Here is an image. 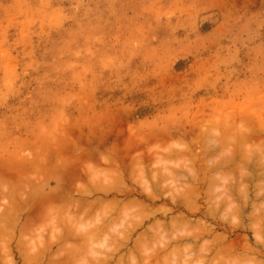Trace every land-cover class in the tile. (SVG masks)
<instances>
[{
	"label": "rangeland",
	"instance_id": "1",
	"mask_svg": "<svg viewBox=\"0 0 264 264\" xmlns=\"http://www.w3.org/2000/svg\"><path fill=\"white\" fill-rule=\"evenodd\" d=\"M247 114L256 120L247 119L251 127L264 125V118L256 119L264 117V0H0V264H74L101 224L108 232L126 215L137 226L128 230L113 264L157 226L166 235L213 229L214 236L199 242L222 236L237 250L253 243L248 228L221 219L226 201L216 202V189L226 188L245 205V222L261 214L264 201L256 193L264 187V128L255 125L263 132L257 130L260 138L252 132L260 140L248 135L255 138L249 143L242 134L252 131L242 123ZM240 134L244 146L236 142ZM239 162L237 171L233 164ZM112 163L120 171L107 168ZM44 196L50 199L46 208ZM97 219L100 227H86ZM66 226L76 228L69 231L76 241L59 237ZM181 238L168 251L194 239Z\"/></svg>",
	"mask_w": 264,
	"mask_h": 264
},
{
	"label": "clouds",
	"instance_id": "2",
	"mask_svg": "<svg viewBox=\"0 0 264 264\" xmlns=\"http://www.w3.org/2000/svg\"><path fill=\"white\" fill-rule=\"evenodd\" d=\"M168 184L177 194L182 191L173 180H169ZM243 191L241 188L242 194ZM216 193V202L226 201L221 219L228 221L234 228L241 226L248 228L253 233V243L246 244L239 250L220 247L213 238L204 239L200 243V237L197 235L199 230L173 231L166 235L163 229L157 226L151 229L150 235L138 241L136 251L128 254L126 258L116 260L115 264H264V203L260 205V216L245 222V205L234 202L226 188H217ZM256 195L264 201V187H261ZM140 219V216L132 217L133 221ZM128 220L129 217L126 215L117 227L108 232L92 235L88 247L74 264H113V254L119 250L120 242L127 240L128 230L133 227V223H129ZM96 224H99V219L89 222L86 227L94 228ZM81 227L83 230L84 226ZM181 236H191L194 239L182 247H172L168 251L170 242ZM257 252L261 253L259 257L256 255ZM158 254L159 258H156Z\"/></svg>",
	"mask_w": 264,
	"mask_h": 264
},
{
	"label": "bare ground",
	"instance_id": "3",
	"mask_svg": "<svg viewBox=\"0 0 264 264\" xmlns=\"http://www.w3.org/2000/svg\"><path fill=\"white\" fill-rule=\"evenodd\" d=\"M248 112H251V110L248 111ZM244 114H245V113H244ZM244 116H245V115H244ZM244 116H243V118H245ZM249 116H250V114H249ZM256 116H257V115H256ZM258 117H259V118H258ZM258 117H257V118L255 117L258 121L261 120L262 118H264V117H262V116H258ZM260 117H261V118H260ZM235 118H236V117H235ZM235 118L233 117L232 120H234ZM247 119L252 120L254 123H255V121H256L255 119H254V120H255V121H254L253 118L250 119V117H248V114L246 115V118H245L246 121H245V122H242V123H243V125H246V124H247V125L245 126V128H247V129L252 128V129H251L252 131L250 132V134L242 133V134H244V135H247L246 137H248V135L252 136V135H253L252 132H253V133H254V131L257 132V130H258L259 128H261V127L264 128V125L261 124V121H259V124H258V123H257V125L254 124V126L256 125L257 128H258V126H259V128H258L257 130L253 129V127H254V126H253V122L251 121V122H252V126H253V127H251V126L248 124L249 122H247ZM240 120H241V119H239V121H240ZM229 121H231V120H229ZM235 121H236V120H235ZM235 121H234V122H235ZM242 121H243V120H242ZM258 121H257V122H258ZM232 122H233V121H232ZM245 123H246V124H245ZM262 123H264V119H263ZM260 124L263 125V126H261ZM243 125H241V124H240V125L238 124V126L236 125V126H237V129L240 131V133L243 132L244 130H246V129L243 127ZM236 126H235V127H236ZM256 126H255L254 128H256ZM239 127H240V129H239ZM242 128H244V129H242ZM241 129H242V131H241ZM238 130H236V133L238 132ZM246 131H247V130H246ZM246 131H244V132H246ZM258 131H259V130H258ZM248 132H249V131H248ZM259 132H263V131L260 130ZM259 132H257L256 135L259 136V135H260ZM238 133H239V132H238ZM246 133H247V132H246ZM251 134H252V135H251ZM256 135H253V136H255V138H257L256 140H258V139L260 138V136H259V138H258V136H256ZM240 136H242V135H241V134H240L239 136L237 135V137H236V138H237V139H236L237 141H236V142H237L238 144H239V143L241 144L240 141L244 140V143H246L247 141L245 142V139H243V137H242V140H240ZM250 136H249L248 138H246V139L248 140V139L250 138ZM238 137H239V142H238ZM251 138H252V137H251ZM251 138H250V139H251ZM255 138H252V139L255 140ZM250 139H249V143H251V141H252V140H250ZM263 139H264V138H263ZM231 140H232V138H231ZM259 140H260V139H259ZM261 140H262V138H261ZM242 142H243V141H242ZM262 142H264V141L262 140ZM237 143H236V144H237ZM244 143H243V144H244ZM247 143H248V142H247ZM253 143H254V141L252 142V144H253ZM256 143H259V141L255 142V144H256ZM238 144H237V145H238ZM260 144H261V143H260ZM237 145H234V146H237ZM241 145H242V144H241ZM241 145H240V146L238 145V147H240V149H242V146H244V145H242V146H241ZM257 145H258V144H257ZM136 146H137V145L135 144V145H134V148H135ZM139 146H140V144H139ZM263 146H264V145H263ZM131 147H132V146H131ZM137 147H138V146H137ZM137 147H136V148H137ZM238 147H236V148L238 149ZM126 148H127V147H126ZM126 148H125L124 152L127 151V150H130V149H131V148H130V149H127V150H126ZM128 148H129V147H128ZM232 148H233V147H232ZM132 149H133V147H132ZM226 149H227V148H226ZM245 149H246V147H245ZM137 150H139V149H137ZM228 150H229V148H228ZM228 150H227V152H230V151H228ZM234 150H235V149H234ZM130 151H131V150H130ZM236 151H237V150H236ZM243 151H244V150H243ZM247 151H248V150H247ZM251 151H252V149H251ZM65 152H66V150H65ZM133 152H138V151H136V149H134ZM176 152H177V151H176ZM239 152H240V151H239ZM241 152H242V151H241ZM241 152H240V153H241ZM263 152H264V151H263ZM67 153H68V151H67ZM67 153H66V154H67ZM73 153H74V152H73ZM73 153H72V154H73ZM131 153H132V152H131ZM131 153H130V154H131ZM143 153L146 154L145 152H143ZM143 153H142V155H144ZM160 153H161V152H160ZM236 153H237V152H236ZM243 153H244V152H243ZM243 153H241V154H242L241 158L243 157ZM250 153H253V152H250ZM258 153H259V152H258ZM64 154H65V153H64ZM87 154H88V153H87ZM161 154H162V153H161ZM234 154H235V153H234ZM234 154H232V156H233ZM237 154H238V153H237ZM67 155H69V154H67ZM70 155H71V153H70ZM137 155H138V154H137ZM142 155H141V156H142ZM247 155H248V154H247ZM72 156H73V155H72ZM74 156H75V155H74ZM132 156H133V154H132ZM132 156H131L130 158H132ZM157 156H158V155H157ZM228 156H229V155H228ZM234 156H236V154H235ZM237 156H238V155H237ZM244 156H245V154H244ZM70 157H71V156H70ZM133 157H134V156H133ZM143 157L145 158V155H144ZM147 157H149V156H147ZM150 158H151V156H150ZM243 158H244V157H243ZM243 158H242V159H243ZM146 159H148V158H145V160H146ZM229 159L231 160L232 157L229 158ZM245 159H246V158H244V160H245ZM257 159H258V158H257ZM263 159H264V158H263ZM142 160H143V159H142ZM187 160H188V159H187ZM239 160H241V159H239ZM244 160H243V161H244ZM254 160H255V158H254ZM259 160H260V159H259ZM64 161H65V160H64ZM108 161H109V160H108ZM130 161H131V160H130ZM213 161H214V159H213ZM223 161H224V158H223ZM241 161H242V160H241ZM241 161H240V162H241ZM143 162H144V161H143ZM240 162L237 163L238 166H237V165H234V164H235V163H234L233 166H236V167H234V168H237V167L239 168V164H240ZM244 162H245V161H244ZM244 162H243V163H244ZM251 162H253V161H251ZM64 163H65V162H64ZM109 163H110V162H109ZM146 163H147V162H146ZM218 163H220V161H219ZM241 163H242V162H241ZM31 164H32V163H30V165H31ZM65 164H67V163H65ZM68 164H70V163H68ZM112 164H113V163H112ZM112 164H111V165H112ZM142 164H143V163H142ZM144 164H145V163H144ZM247 164H248V163H247ZM53 165H54V164H53ZM126 165H127V164H126ZM126 165H125V166H126ZM132 165H133V164H132ZM140 165H141V164H140ZM202 165H203V164H202ZM202 165H200V166H202ZM230 165H231V164H230ZM241 165H242V164H241ZM245 165H246V164H245ZM248 165H249V164H248ZM252 165H253V164H252ZM72 166H73V165H72ZM72 166H71V167H72ZM118 166H119V165H118ZM128 166H129V165H128ZM209 166H210V165H209ZM214 166H215V165H214ZM224 166H226V165L224 164ZM228 166H229V165H228ZM49 167H50V165H49ZM110 167H114V168H115V165L113 164V166H109V167H107V168H110ZM119 167H120V166H119ZM139 167H140V166H139ZM181 167H182V166H181ZM183 167H184V166H183ZM242 167H244V166H242ZM242 167H241V168H242ZM245 167H246V166H245ZM31 168H32V167H31ZM41 168H42V167H41ZM41 168H40V169H41ZM43 168H44V167H43ZM43 168H42V169H43ZM45 168H46V167H45ZM63 168H64V167H63ZM63 168H61V173H62V171H63V170H62ZM65 168H66V167H65ZM96 168H97V167H96ZM103 168H104V167H103ZM105 168H106V167H105ZM116 168L119 170L118 167H116ZM116 168H115V169H116ZM192 168H193V167H192ZM199 168H200V167H199ZM210 168H211V167H210ZM234 168H232V169H234ZM238 168L235 169V170L238 171ZM246 168H247V167H246ZM246 168H245V170H246ZM50 169H51V168H50ZM50 169H49V170H50ZM71 169H72V168H71ZM71 169L69 168L68 170H71ZM110 169H111V168H110ZM110 169H109V170H110ZM120 169H121V168H120ZM130 169H131V167H130ZM139 169H140V168H139ZM146 169H147V168H146ZM216 169H217V168H216ZM243 169H244V168H243ZM243 169H242V170H243ZM23 170L25 171V169H23ZM31 170H32V169H31ZM31 170H30V171H31ZM44 170H45V169H44ZM46 170H48V169H46ZM49 170H48V171H49ZM57 170H59V169H57ZM64 170H65V169H64ZM74 170H75V169H74ZM74 170H73V171H74ZM194 170H195V169H194ZM204 170H205V169H204ZM209 170H210V169H209ZM211 170H212V169H211ZM213 170H214V169H213ZM224 170H225V169H224ZM21 171H22V170H21ZM21 171H20V173H21ZM26 171H27V170H26ZM26 171H25L24 173H26ZM48 171H47V172H48ZM54 171H55V170H54ZM71 171H72V170H71ZM76 171H77V169H76L74 172H76ZM103 171H104V170H103ZM119 171H120V170H119ZM175 171H176V170H175ZM201 171H202V170H201ZM228 171H229V170H228ZM239 171L241 172V170H239ZM247 171H248V170H247ZM36 172H37V171H36ZM67 172H68V171H67ZM77 172H78V171H77ZM90 172H91V171H90ZM136 172H137V171H136ZM141 172H142V171H141ZM145 172H146V171H145ZM149 172H150V171H149ZM165 172H166V171H165ZM204 172H205V171H204ZM57 173H58V172H57ZM70 173H71V172H70ZM146 173H147V172H146ZM221 173H223V172H221ZM15 174H16V173H15ZM18 174H19V173H18ZM55 174H56V172H55ZM55 174L53 173L54 176L57 175V174H56V175H55ZM67 174H68V173H67ZM73 174H75V173H73ZM118 174H119V173H118ZM118 174H117V175H118ZM124 174H125V173H124ZM127 174H128V172H127ZM136 174H137V173H136ZM150 174H151V172H150ZM244 174H245V173H244ZM244 174H242V175H244ZM261 174H262V173H261ZM16 175H17V174H16ZM58 175H59V174H58ZM146 175H147V174H146ZM166 175H167V174H166ZM181 175H182V174H181ZM245 175H247V174H245ZM73 176H74V175H73ZM80 176H81V175H80ZM108 176H110V175H108ZM120 176H121V175H120ZM195 176H196V174H195ZM238 176H239V174H238ZM263 176H264V175H263ZM9 177H11V176H9ZM112 177H113V175H112ZM149 177H150V176H149ZM164 177H166V176H164ZM188 177H189V176H188ZM243 177H244V176H243ZM7 178H8V177H7ZM12 178H13V176H12ZM12 178H11V179H12ZM57 178H58V177H57ZM70 178H71V177H70ZM75 178H76V175H75ZM78 178H79V177H78ZM123 178H124V177H122V179H123ZM157 178H158V177H156V180H157ZM204 178H205V176H204ZM11 179L9 178V180H11ZM96 179H97V178H96ZM146 179H147V178H146ZM196 179H197V178H196ZM224 179H225V178H224ZM21 180H22V179H21ZM66 180H68V179H66ZM97 180H98V179H97ZM97 180H96V181H97ZM118 180H120V179H118ZM215 180H216V179H215ZM12 181H13V180H12ZM104 181H105V178H104ZM136 181H137V179H136ZM163 181H164V180H163ZM163 181H162V182H163ZM194 181H195V180H194ZM216 181H217V180H216ZM221 181H222V180H221ZM19 182H20V181H19ZM213 182H214V181H213ZM2 183H3V182H2ZM106 183H107V182H106ZM124 183H125V182H124ZM124 183H122V184H124ZM135 183H137V182H135ZM156 183H157V182H155V184H156ZM196 183H197V182H196ZM215 183H216V182H215ZM4 184H5V183H4ZM61 184H62V183H59L58 186L61 185ZM66 184H67V183H66ZM89 184H90V183H89ZM202 184H203V183H202ZM210 184H212V183L210 182ZM210 184H209V185H210ZM129 185H130V184H129ZM151 185H152V184H151ZM159 185H160V183H159ZM34 186H36V185H34ZM37 186H38V185H37ZM62 186H63V184H62L60 187H62ZM82 186H83V185H82ZM86 186H87V185H86ZM95 186H97V185L95 184ZM113 186H114V185H113ZM137 186H138V185H137ZM146 186H147V185H146ZM179 186H180V185H179ZM207 186H208V184H207ZM10 187H11V186H10ZM29 187H30V186H29ZM60 187H59V188H60ZM64 187H65V185H64ZM66 187H68V184H67ZM102 187H103V186H102ZM111 187H112V186H111ZM115 187H116V186H115ZM131 187H132V186H131ZM133 187H134V186H133ZM138 187H139V186H138ZM151 187H152V186H151ZM155 187H156V186H155ZM190 187H191V186H190ZM20 188H21V187H20ZM30 188H31V187H30ZM30 188H29V192H30ZM71 188H73V187H71ZM74 188H75V187H74ZM87 188H88V186H87ZM96 188H97V187H96ZM108 188H110V187H108ZM113 188H114V187H113ZM123 188H124V187H123ZM126 188H127V187H126ZM129 188H130V187H129ZM159 188H160V187H159ZM183 188H184V187H183ZM191 188H192V187H191ZM55 189H56V188H55ZM55 189H54V190H55ZM90 189H92V188H90ZM93 189H94V188H93ZM130 189H131V191H132V189H134V188H130ZM136 189H137V188H136ZM136 189H135V190H136ZM184 189H185V188H184ZM192 189H193V188H192ZM207 189H208V187H207ZM11 190H13V189H11ZM14 190H15V189H14ZM54 190H52V191L54 192ZM79 190H80V189H79ZM82 190H83V189H82ZM86 190H87V189H86ZM108 190L111 192V189H107V190H106L107 192H106V191H105V192H106V193H110ZM116 190H118V189H116ZM116 190H114V191H116ZM140 190H142V189H140ZM159 190H160V189H159ZM159 190H158V191H159ZM195 190H196V189H195ZM17 191H18V190H17ZM65 191H66V189H65ZM69 191H70V190H69ZM114 191H113V192H114ZM122 191H123V190H121V192H122ZM125 191H126V189H125ZM142 191H143V190H142ZM154 191H155V190H154ZM185 191H186V189H185ZM196 191L198 192V190H196ZM196 191H195V192H196ZM31 192H32V191H31ZM56 192H58V189H57V191H55V193H56ZM84 192H85V191H84ZM87 192H89V191H87ZM97 192H98V191H97ZM116 192H118V191H116ZM129 192H130V191H129ZM132 192H133V191H132ZM210 192H211V191H210ZM55 193H54V194H55ZM58 193H60V190H59ZM58 193H57V195H58ZM68 193H69V192H68ZM91 193H92V192H91ZM118 193H119V192H118ZM124 193H125V192H124ZM130 193H131V192H130ZM130 193H129V194H130ZM141 193H143V192H141ZM189 193H190V192H189ZM198 193H199V192H198ZM198 193H197V195H198ZM39 194H41V193H39ZM49 194H50V193H49ZM54 194H52V196H53ZM71 194H72V193H71ZM71 194H70V195H71ZM84 194H85V193H84ZM87 194H88V193H87ZM119 194H120V193H119ZM129 194H128V195H129ZM155 194H156V193H154V195H155ZM158 194H159V193H158ZM184 194H185V193H184ZM187 194H188V192H187ZM13 195H15V194H13ZM43 195H44V194H43ZM55 195H56V194H55ZM60 195H61V194H60ZM60 195L58 196L59 198H56L57 200L61 198ZM70 195H69V196H70ZM125 195H126V194H125ZM216 195H217V194H216ZM34 196H35V194H34ZM47 196H50V195H48V193H47ZM61 196H62V195H61ZM106 196H107V195H106ZM180 196H181V194H180ZM10 197H11V196H10ZM12 197H13V196H12ZM36 197H38V196H35V198H36ZM42 197H43V196H42ZM44 197H46V196H44ZM50 197H51V196H50ZM65 197H67V196L65 195ZM70 197H71V196H70ZM100 197H101V196H100ZM132 197H133V196H132ZM155 197H156V195H155ZM195 197H196V196H195ZM212 197H213V196H212ZM212 197H209V198H212ZM28 198H29V197H28ZM47 198L49 199V197H46L45 199H42V198H41V199L43 200V201H42V200H41V201L44 202V203H43L44 205L41 203V201H40V203H41L43 206H45V204H46V206H48L47 203L50 204V201L48 202V201H47V200H48ZM97 198H98V197H97ZM128 198H129V197H128ZM148 198H149V197H148ZM179 198H181V197H178V199H179ZM46 199H47V200H46ZM53 199H54V198H53ZM53 199H52V200H53ZM64 199H65V198H64ZM101 199H102V198H101ZM110 199H111V198H110ZM135 199H136V198H135ZM137 199H138V198H137ZM149 199H151V198H149ZM31 200H32V197H31ZM31 200H30V201H31ZM44 200H46V203H45ZM49 200H50V199H49ZM62 200H63V197H62ZM62 200H61V201H62ZM67 200H68V199H67ZM67 200H65V202H66ZM98 200H99V199H98ZM98 200H97V201H98ZM106 200H107V199H106ZM157 200H158V199H156V201H157ZM14 201L16 202L17 200L14 199ZM24 201H25V200H24ZM27 201H28V199H27ZM54 201H55V200H54ZM68 201H69V200H68ZM80 201H82V200L80 199ZM88 201H89V200H88ZM112 201H113V200H112ZM117 201H118V200H116V203L111 202L112 205H113V203H114V205H115V204H118ZM134 201L138 202L137 200H134ZM177 201H178V200H177ZM177 201H176V203H177ZM223 201H224V200H223ZM25 202H26V201H25ZM32 202H33V200H32ZM34 202H36V201H34ZM38 202H39V201H38ZM83 202H84V201H83ZM89 202H92V201H89ZM89 202H88V204H89ZM98 202H100V204H98L99 206H104V203H103V205H101V202H102V201H98ZM126 202H127V201H125L124 203H126ZM130 202H131V201H130ZM130 202H128V203L130 204ZM132 202H133V201H132ZM132 202H131V204H130L131 207H132V204H133ZM136 202H135V203H136ZM139 202H140V201H139ZM174 202H175V200H174ZM208 202H209V201H208ZM221 202H222V201H221ZM19 203H20V202H19ZM26 203H28V202H26ZM51 203L53 204L54 202H51ZM73 203H75V202H73ZM81 203H82V202L79 203L80 206H81ZM95 203H96V202H95ZM109 203H110V202H109ZM128 203H126V204L128 205V208H129L130 205H129ZM141 203H142V201H141ZM143 203H144V202H143ZM143 203H142V204H143ZM182 203H183V202H182ZM15 204H16V203H15ZM22 204H23V203H22ZM22 204H21V207H22ZM24 204H25V203H24ZM41 204H40V205H41ZM52 204H51V206H52ZM85 204H86V203H84V205H85ZM90 204H91V203H90ZM93 204H94V203H93ZM96 204H97V203H96ZM16 205H17V206H16ZM16 205H14V207H13V205H12L13 210H14V208L18 207V202H17ZM19 205H20V204H19ZM42 205H41V206H42ZM72 205H74V204H72ZM82 205H83V204H82ZM86 205H87V204H86ZM94 205H95V204H94ZM98 205H97V206H98ZM105 205H106V204H105ZM118 205H120V204H118ZM127 205H123V206L126 207ZM143 205H145V204H143ZM208 205H212V204H208ZM222 205H223V202H222ZM8 206H9V205H8ZM15 206H16V207H15ZM35 206H36V205H35ZM46 206H45V208H46ZM78 206H79V205H78ZM97 206H96V207H97ZM99 206H98V207H99ZM115 206H116V205H115ZM133 206H135V205H133ZM138 206H139V205H138ZM224 206H225V205H224ZM71 207L73 208L74 206H71ZM84 207H85V206H84ZM84 207L82 206L81 208H84ZM90 207H94V206L92 205V206H90ZM109 207H110V206H109ZM112 207H113V206H112ZM10 208H11V207H10ZM33 208H34V207H33ZM33 208H32V209H33ZM81 208H78V211H79V209H81ZM132 208H133V207H132ZM175 208H176V207H175ZM7 209L9 210V208H7ZM19 209H21V208H19ZM19 209H17V210H19ZM42 209H43V207H42ZM42 209H41V210H42ZM85 209H86V208H85ZM91 209H93V208H91ZM94 209H98V208H94ZM123 209H124V208H123ZM138 209H140V208H138ZM150 209H151V208H150ZM150 209H149V210H150ZM172 209H173V208H172ZM208 209H209V208H208ZM41 210H40V211H41ZM61 210H62V209H61ZM76 210H77V209H76ZM99 210H100V209H99ZM101 210H102V209H101ZM112 210H113V208H112ZM115 210H116V209H115ZM216 210H217V209H216ZM4 211H6V210L4 209ZM4 211H3V212H4ZM14 211H15V210H14ZM42 211H44V210H42ZM78 211H77V212H78ZM88 211H89V210H88ZM90 211H91V210H90ZM125 211H126V209H125ZM147 211H148V210H147ZM207 211H208V210H207ZM211 211H212V210H211ZM8 212H10V210H9ZM31 212H32V211H31ZM62 212H63V211H62ZM73 212H75V211H73ZM73 212H70V214H68V215H71V213L73 214ZM77 212H76V213H77ZM137 212H138V211H137ZM143 212H144V211H143ZM145 212H146V210H145ZM152 212H153V211H152ZM10 213H11V212H10ZM12 213H13V212H12ZM38 213H39V212H38ZM43 213H44V212H43ZM56 213H57V212H56ZM79 213H80V211L78 212V214H79ZM108 213H109V212H108ZM135 213H136V212H135ZM192 213H193V211H192ZM13 214H14V213H13ZM13 214H12V215L10 214V215H11V217L14 218L15 215H13ZM19 214H20V213H19ZM78 214H75V218H76V220H77V215H78ZM86 214H87V213H86ZM100 214H102V213H100ZM6 215L8 216V214H6ZM6 215H5V216H6ZM41 215H42V217H43V214H41ZM44 215H45V214H44ZM61 215H62V214H61ZM88 215H90V214L88 213L87 215H84V216H87V218H88ZM93 215H94V214H93ZM133 215H134V213H133ZM140 215H141V214H140ZM155 215H156V214H155ZM164 215H165V214H164ZM28 216H29V215H28ZM49 216H50V215H49ZM58 216H60V215H58ZM115 216H116V215H115ZM127 216H128V215H127ZM141 216H142V215H141ZM11 217H10L9 219H12ZM42 217L40 216V218H42ZM68 217H69V216H68ZM68 217H67V215H66V218H67V219H69ZM72 217H74V216H72ZM72 217H71V219H72ZM92 217H94V216H92ZM96 217H97V216H96ZM108 217H109V216H108ZM113 217H114V216H113ZM120 217H121V216H120ZM166 217H167V216H166ZM16 218H17V217H16ZM26 218H27V216H26ZM26 218H25V219H26ZM56 218H57V217H56ZM66 218H65V219H66ZM85 218H86V217H85ZM85 218H84V219H85ZM87 218H86V219H87ZM94 218H95V217H94ZM104 218H105V217H104ZM146 218H148V217H146ZM146 218H145V219H146ZM178 218H179V217H178ZM2 219H3V220L5 219L4 216H3ZM2 219H1V220H2ZM9 219H8V220H9ZM19 219H20V218H18V221H19ZM30 219H33V218L30 217ZM30 219H29V220H30ZM37 219H38V218H37ZM37 219H36V220H37ZM42 219H44V217H43ZM65 219H64V220H65ZM86 219H85V220H86ZM88 219H89V218H88ZM105 219H107V218H105ZM148 219H149V218H148ZM148 219H147V220H148ZM176 219H177V218H176ZM189 219H190V218H189ZM189 219H188V220H189ZM3 220H2V221H3ZM6 220H7V219H6ZM6 220H5V221H6ZM14 220H16V219H14ZM29 220H28V221H29ZM44 220H46V219H44ZM79 220H80V219H79ZM82 220H83V219H82ZM82 220H81V221H82ZM85 220H84V221H85ZM102 220H104V219H101V222L103 223L105 220H104V221H102ZM109 220H110V219H109ZM113 220H114V218H113ZM118 220H119V219H118ZM143 220H144V219H143ZM199 220H200V219H199ZM12 221H13V219H12ZM25 221H27V220H25ZM32 221H33V220H32ZM42 221H43V220H40V222H42ZM46 221H47V220H46ZM55 221H56V220H55ZM72 221H73V223H74V220H73V219H72ZM131 221H132V220H131ZM170 221H171V220H170ZM192 221H193V220H192ZM194 221H195V220H194ZM63 222L65 223V221H63ZM69 222H70V221H69ZM75 222H76V221H75ZM77 222H78V220H77ZM105 222H106V221H105ZM116 222H117V220H116ZM157 222H158V221H157ZM179 222H180V221H179ZM202 222H203V221H202ZM7 223H8V222H7ZM7 223H5V226H7V227H8V225L11 226V221H10V223H8V225H6ZM17 223H18V222H17ZM23 223H25V222H23ZM23 223H22V224H23ZM26 223H27V222H26ZM26 223L24 224L25 226H27ZM32 223H35V219H34V222H32ZM57 223H58V222H57ZM155 223H156V222H155ZM162 223H163V222H162ZM192 223H193V222H192ZM13 224H14V223H13ZM105 224H107V223H105ZM105 224H101V225H102V226L104 225V227H105V226H106ZM134 224H135V223H133V227H134ZM165 224H167V223H165ZM204 224H206V223L204 222ZM16 225H17V224H16ZM56 225H58V224H56ZM66 225H67V224H66ZM69 225H70V224H69ZM69 225H67V226H69ZM71 225H72V224H71ZM135 225H136V224H135ZM0 226H4V224H3V225L0 224ZM22 226H23V225H22ZM22 226H20V227L22 228ZM59 226H60V225H59ZM67 226H66V232H65V235H64V234H63V236L60 235V234H62L63 232H61V233L57 232V234L59 233L58 235H60L59 237H64V236H65V237H69V236L72 237V236H71V235H72L71 233H74V230H75L77 227L74 225L76 228L71 230V226H70V227H67ZM102 226H101V228H98L99 230H98V232H96V233H99L100 230H104V232H105V228H106V227L103 228ZM136 226H137V225H136ZM168 226H169V225H168ZM168 226H167V227H168ZM175 226H177V225H175ZM199 226H200V225H199ZM202 226H203V225H202ZM207 226H208V225H207ZM7 227H6V228H7ZM14 227H15V226H14ZM97 227H100V224H98ZM141 227H142V226H141ZM164 227H165V225H164ZM180 227H181V226H180ZM180 227H179V228H180ZM2 228H3V227H2ZM8 228H9V227H8ZM8 228H7V229H8ZM69 228H70V229H69ZM102 228H103V229H102ZM135 228H136V227H135ZM153 228H154V227H153ZM162 228H163V227H162ZM10 229H11V228H10ZM10 229H9V230H10ZM23 229H24V226H23ZM49 229H50V228H49ZM61 229H62V228H61ZM180 229H181V228H180ZM4 230H6V229H4ZM63 230H64V228H63ZM67 230H68V232H67ZM93 230H94V229H93ZM96 230H97V228H96ZM96 230H95V231H96ZM129 230L131 231V229H129ZM163 230H164V228H163ZM199 230H200V232L198 231L199 233H198L197 235H198L200 238H202L203 236L206 237V235H207V237H208L209 235H211V232L213 231V229H212V231H211V229H208V228H205V227H203L202 229H201V227H200ZM0 231H1L0 234L2 235V234L4 233V231L1 230V229H0ZM29 231H30V230H29ZM69 231H70V234H71V235H69ZM106 231H107V229H106ZM121 231H123V230H121ZM133 231H134V229H133ZM145 231H146V230H145ZM167 231H168V230H167ZM8 232H9V231H8ZM8 232H7V233H8ZM46 232H47V231H46ZM93 232H94V231H93ZM101 232H103V231H101ZM131 232H132V231H131ZM20 233H22V235H23L24 232H20ZM66 233H68V234L66 235ZM83 233H84V232H83ZM91 233H92V232H91ZM128 233H129V232H128ZM48 234H49V233H48ZM57 234L54 235V236H56L57 238H59V237L57 236ZM80 234H81V230H80ZM86 234H87V233H86ZM147 234H148V233H147ZM167 234H168V233H167ZM213 234H214V233L212 232V235H213ZM1 235H0V236H1ZM7 235H8V234H7ZM44 235H45V234H44ZM44 235H43V236H44ZM76 235H77V233H76ZM81 235H82V234H81ZM81 235L78 234V236H80V237H81ZM128 235H130V234H128ZM216 235H217V234H216ZM4 236H5V234H4ZM46 236H47V235H46ZM73 236H75V235H73ZM140 236H141V235H140ZM213 236H214V235H213ZM41 237H42V236H41ZM56 237H55V238H56ZM65 237H64L63 239H65ZM70 237L67 238V239L70 240V239H71ZM84 237H85V236H84ZM87 237H88V236H87ZM129 237L131 238V236H129ZM138 237H139V235H138ZM8 238H9V237H8ZM43 238H44V237H43ZM78 238H79V237H78ZM81 238H83V235H82ZM180 238H181V237H180ZM183 238H184V236H183ZM183 238H181V239H183ZM186 238L188 239V237H186ZM214 238H215V237H213V239H214ZM32 239H33V238H32ZM67 239H66V240H67ZM76 239H77V237H76ZM79 239H80V238H79ZM79 239H77V240H79ZM83 239H84V238H83ZM86 239H87V238H86ZM88 239H89V238H88ZM177 239H178V238H177ZM184 239H185V238H184ZM207 239H208V238H207ZM0 240H1V239H0ZM56 240H57V239H56ZM58 240H59V239H58ZM60 240H61V239H60ZM69 240H67V241H69ZM72 240H73V239H71L69 242H71ZM74 240H75V239H74ZM74 240H73V241H74ZM215 240L217 241V244H218V246H220V247H231V248L236 249L235 244H232L234 241H233V242L231 241L232 243H225V242H226V237H222V236L218 237V236H217V237L215 238ZM75 241H76V240H75ZM135 241H136V240H135ZM199 241H200V240H199ZM235 241H236V240H235ZM59 242H61V241H59ZM79 242H80V241H79ZM79 242H78V243H79ZM81 242H82V239H81ZM81 242H80V243H81ZM174 242H175V241H174ZM177 242H178V241H177ZM180 242H181V241H180ZM190 242H191V241H190ZM237 242H238V241H237ZM35 243H36V242H35ZM63 243H64V242H63ZM83 243H84V242H83ZM120 243H122V241H121ZM123 243H124V242H123ZM126 243H128V242L126 241ZM133 243H134V241H133ZM135 243H136V242H135ZM178 243H179V242H178ZM181 243H182V242H181ZM181 243H180V245H181ZM234 243H236V242H234ZM238 243H239V242H238ZM238 243H237V245H238ZM24 244H25V243H24ZM44 244H45V243H44ZM74 244H75V243H74ZM81 244H82V243H81ZM81 244L79 245V244L76 243L75 245H77V246H81ZM85 244H86V242H85ZM85 244H83V245H85ZM87 244H88V243H87ZM128 244H129V243H128ZM183 244H184V243H183ZM0 245H1V244H0ZM28 245H29V244H28ZM45 245H46V244H45ZM48 245H49V244H48ZM65 245H66V242H65ZM70 245H71V244H70ZM83 245H82V246H83ZM120 245H122V244H120ZM123 245H124V244H123ZM245 245H246V244H245ZM245 245H244V246H245ZM18 246H19V245H18ZM239 246H240V245H239ZM242 246H243V244H242ZM242 246H241V247H242ZM6 247H7V246H6ZM8 247H9V246H8ZM21 247H23V246H21ZM36 247H37V246H36ZM40 247H41V246H40ZM72 247H73V246H72ZM74 247H75V249H77L76 246H74ZM83 247H84V246H83ZM179 247H180V246H179ZM241 247H239V248H241ZM33 248H34V247H33ZM60 248H61V247H60ZM78 248H81V247H78ZM85 248H86V247H85ZM85 248H84V249H85ZM136 248H137V247H136ZM136 248H134V249H136ZM170 248H171V247H170ZM237 248H238V247H237ZM1 249H2V248H1ZM5 249H7V248H5ZM19 249H21V248H19ZM37 249H40V248H37ZM46 249H47V248H46ZM69 249H70V248H69ZM81 249H83V248H81ZM81 249H80V250H81ZM21 250H22V249H21ZM27 250H28V249H27ZM47 250H48V249H47ZM65 250H66V248H65ZM71 250H72V249H71ZM38 252H40V250H39ZM49 252H50V251H49ZM67 252H68V251H67ZM69 252H70V251H69ZM82 252H83V251H82ZM10 253H11V252H9V254H10ZM40 253H41V252H40ZM129 253H130V252H129ZM132 253H133V252H132ZM257 253H258V252H257ZM41 254H42V253H41ZM66 254H67V253H66ZM66 254H65V255L63 254V255L66 256ZM72 254H73V252H72ZM10 255H11V254H10ZM10 255H9V256H10ZM33 255H34V254H33ZM68 255H69V257H70L71 254L69 253ZM73 255H74V254H73ZM127 255H128V254H127ZM158 255H159V254H158ZM34 256H35V255H34ZM36 256H37V255H36ZM64 256H63V258H64ZM74 256H75V255H74ZM11 257H12V256H11ZM28 257H29V256H28ZM42 257H43V255H42ZM71 257H73V256L71 255ZM71 257H70V258H71ZM75 257H76V256H75ZM35 258H37V257H35ZM40 258H41V257H40ZM51 258H52V257H51ZM73 258H74V257H73ZM38 259H39V258H38ZM38 259H37V260H38ZM58 259H59V258H58ZM58 259H56L57 261H55V262H58ZM61 259H62V258H61ZM28 260H29V259H28ZM48 260H49V259H48ZM52 260H54V259H52ZM74 260H76V259H74ZM33 261H35V260H33ZM72 261H73V260H72ZM36 262H37V261H36ZM59 262H61V261H59ZM24 263H26V262H24ZM27 263H28V262H27ZM63 263H64V262H61V264H63ZM52 264H54V263H52ZM65 264H67V260H66V263H65ZM69 264H71V263H69Z\"/></svg>",
	"mask_w": 264,
	"mask_h": 264
}]
</instances>
